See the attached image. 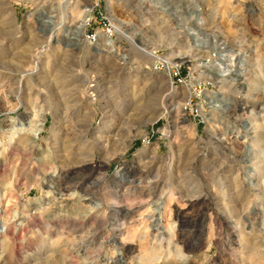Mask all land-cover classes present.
Masks as SVG:
<instances>
[{
    "label": "rangeland",
    "instance_id": "rangeland-1",
    "mask_svg": "<svg viewBox=\"0 0 264 264\" xmlns=\"http://www.w3.org/2000/svg\"><path fill=\"white\" fill-rule=\"evenodd\" d=\"M86 3L0 0V264H264V0Z\"/></svg>",
    "mask_w": 264,
    "mask_h": 264
},
{
    "label": "bare ground",
    "instance_id": "bare-ground-1",
    "mask_svg": "<svg viewBox=\"0 0 264 264\" xmlns=\"http://www.w3.org/2000/svg\"><path fill=\"white\" fill-rule=\"evenodd\" d=\"M85 1L87 3H89L90 0H85ZM87 3H86V5L83 6V9H82V18L79 17L80 20L79 21L77 20L78 21L77 25L74 23L76 26H74V27H70L69 26V27H66L63 30L64 39L67 40V42L69 44L73 45V46L78 45L77 44L78 43V39L82 37L85 24L88 21V15H89V13L91 11V8H90V6ZM46 19L49 20V17H47ZM48 22L49 21L44 22L45 24L42 23L41 25L44 26ZM201 23H202V20L201 19H198V25L199 26L201 25ZM61 26H63V24H61ZM53 31L54 30L51 29V30L47 31V32H49L48 34H47V32H45V34H47L49 36H52V32ZM129 39H130V43L133 45L134 44V40H133L134 38L132 39V37H130ZM102 48L107 52V54L108 53L113 54V56L116 57L118 60H120L122 62L125 60V58L122 55L119 54V51L117 50V48L113 44V41L110 40L108 37H105L103 39ZM104 50H99L98 53L103 52ZM144 55H146V56H148L150 58H153V59L155 58L151 53H144ZM180 60H185L186 61L187 58L181 57ZM187 63H189V62H187ZM220 65H222V66L220 68H218V69H221L222 70V72H221L222 73V76L221 77H224L225 76V73L228 72V68L230 66L229 65L228 66L224 65L223 62H221ZM224 101H225V98L224 97H221V98H218V99H212L209 102L210 105H211L210 108L213 109V110L222 111V109L225 107ZM171 107H172L171 111L180 110V107L179 106L174 107V106L171 105ZM202 116L205 119L209 120L207 117H205L206 115L205 116L202 115ZM36 117H37V114L35 112H33L32 115H31V119H29L27 121L26 125H18L17 128H15L16 131L24 132L27 135H29L30 137L35 138L36 135H37V133L39 132V126H40L39 121L35 120ZM11 134H12V132H11ZM4 233H5V227L2 224V221L0 220V235H4Z\"/></svg>",
    "mask_w": 264,
    "mask_h": 264
},
{
    "label": "built area",
    "instance_id": "built-area-1",
    "mask_svg": "<svg viewBox=\"0 0 264 264\" xmlns=\"http://www.w3.org/2000/svg\"><path fill=\"white\" fill-rule=\"evenodd\" d=\"M157 70L164 71V68L160 66L157 68ZM165 71L167 72V79L169 80V82H172L173 84L177 85V87H181V85L184 83V78L181 76L179 67H177L176 65L167 66L165 68ZM181 107L184 113L185 112H189L190 114L194 113V116H198L195 110L192 111L190 102H186Z\"/></svg>",
    "mask_w": 264,
    "mask_h": 264
}]
</instances>
